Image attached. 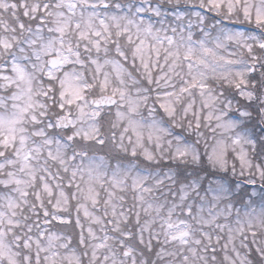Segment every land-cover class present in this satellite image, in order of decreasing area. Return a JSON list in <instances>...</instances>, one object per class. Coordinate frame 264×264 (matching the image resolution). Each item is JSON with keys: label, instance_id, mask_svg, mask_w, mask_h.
<instances>
[{"label": "snow or ice", "instance_id": "1", "mask_svg": "<svg viewBox=\"0 0 264 264\" xmlns=\"http://www.w3.org/2000/svg\"><path fill=\"white\" fill-rule=\"evenodd\" d=\"M0 264H264V0H0Z\"/></svg>", "mask_w": 264, "mask_h": 264}]
</instances>
